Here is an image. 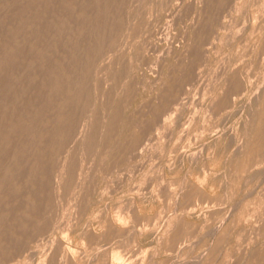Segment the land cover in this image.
<instances>
[{"label": "rangeland", "instance_id": "1", "mask_svg": "<svg viewBox=\"0 0 264 264\" xmlns=\"http://www.w3.org/2000/svg\"><path fill=\"white\" fill-rule=\"evenodd\" d=\"M0 185V264H264V0H0Z\"/></svg>", "mask_w": 264, "mask_h": 264}, {"label": "bare ground", "instance_id": "2", "mask_svg": "<svg viewBox=\"0 0 264 264\" xmlns=\"http://www.w3.org/2000/svg\"><path fill=\"white\" fill-rule=\"evenodd\" d=\"M39 3V2H38ZM140 3H141V1H140ZM142 4V3H141ZM130 30V29H129ZM47 35V34H46ZM19 37V36H18ZM108 37H109V35H108ZM112 38V37H111ZM61 39H58V41H60ZM119 40V39H118ZM86 71V70H85ZM84 72V71H83ZM94 92V91H93ZM98 93V92H97ZM98 95V94H97ZM105 98H107V97H105ZM82 105V104H81ZM80 105V106H81ZM93 107V106H92ZM86 130V129H85ZM1 186V185H0ZM43 210V209H42ZM27 211V210H26ZM38 212V211H37ZM32 213V212H31ZM78 220V219H77ZM53 233V232H52ZM63 260V259H62ZM122 261V260H121Z\"/></svg>", "mask_w": 264, "mask_h": 264}]
</instances>
